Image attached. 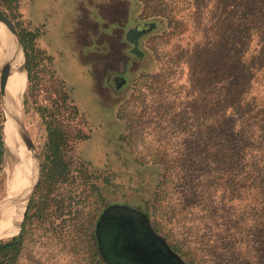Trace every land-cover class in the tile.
Returning <instances> with one entry per match:
<instances>
[{
	"label": "rangeland",
	"instance_id": "obj_1",
	"mask_svg": "<svg viewBox=\"0 0 264 264\" xmlns=\"http://www.w3.org/2000/svg\"><path fill=\"white\" fill-rule=\"evenodd\" d=\"M159 3L160 0H19L17 15L0 6L15 26L18 23V36L22 28L38 34V50L30 51L33 84L28 79L23 46L27 75L23 105L25 123L41 158L38 185L47 139L40 106L60 105L56 115L73 135L87 137L71 140L67 177L47 187L55 188L52 196L57 200L66 194L64 198L68 196L66 203L71 207H66L65 202L64 206L62 202L52 204L45 218L28 220L23 264H97L100 255L91 261L87 240L93 237L95 242L97 217L106 203L114 201L145 207L153 224L160 223V233L169 242L186 247L182 257L188 264H245L243 252L255 240L247 237L245 244L233 245L227 237L232 233L227 225L229 217L235 219L237 214L244 228L250 225L247 197L238 204L229 201L226 220L206 212L200 196L184 204L181 199L188 194L186 183L191 171L177 165L170 168L175 178L169 183L168 194L160 202L154 201L162 174L173 162L171 156L177 159L186 148L179 131L170 128L165 106L172 102L180 108L187 101L186 62L193 48L202 47L204 41L203 26L197 29L187 19L192 8L179 5L164 10L170 16L183 18L181 25L157 15V10L164 8L157 7ZM140 27V34L129 35ZM5 41V54L15 50ZM114 77L120 78L119 86ZM263 88L260 86L255 93L264 95ZM0 110L2 113L1 96ZM5 161L0 186L6 179ZM195 168L192 171L198 177L192 183L203 186L207 172L202 168L194 172ZM34 172L36 177L35 163ZM177 180L179 185L174 188ZM38 185L30 201L40 195ZM29 203L26 216L31 213ZM21 229L22 226L14 234ZM202 236L208 240V250L198 249L203 246L198 242ZM218 240L226 243V248L221 251L222 247H217L223 256L216 259L210 247L216 248ZM259 264H264V259Z\"/></svg>",
	"mask_w": 264,
	"mask_h": 264
},
{
	"label": "trees",
	"instance_id": "obj_2",
	"mask_svg": "<svg viewBox=\"0 0 264 264\" xmlns=\"http://www.w3.org/2000/svg\"><path fill=\"white\" fill-rule=\"evenodd\" d=\"M160 2L157 7L164 8L161 12L157 10L156 14L181 25L184 23L183 18L178 19L173 14L170 16L164 10L179 5L187 10L192 8L187 13V19L195 23L197 29L203 26L204 41L202 47L197 45L193 48V55L186 62L188 84L184 91L189 94L187 101L181 103L180 108L172 102L165 106V112L170 116L169 126L179 131L186 148L177 159L171 156L173 162L162 174L154 201L158 203L168 194L169 183L174 177L170 168L172 170L177 165L184 167L186 172L191 171L186 183L188 194L181 199L184 204H191L196 196H200L203 200L201 206L206 212L218 214L219 219L226 220L229 201L234 200L238 204L247 197L252 222L244 228L239 214L235 219L233 216L229 217L227 226L232 233L227 237L233 245L245 244L247 237L253 238L252 241H255L251 242V248L243 252V260L245 264H259L264 259V95L259 96L255 91L260 86L264 87V0ZM0 6L16 15L19 13V0H0ZM18 33L26 51L28 79L33 84L35 72L30 65V51L38 50V34L23 28ZM59 108L60 105L56 108L39 107L47 130L43 174L37 188L40 195H35L30 201L31 213L26 216L21 231L9 238L0 239V264H23L28 220L45 218L52 204L59 205L62 202L63 205L65 202L66 207H71V203H66L68 196L64 198L66 194L62 201L57 200L55 195L52 196L55 188L48 190L47 187L54 186L60 178L67 177L71 140L87 137L79 133L73 135L56 115ZM5 157L3 118L0 110V175ZM193 166L207 172L202 179L203 186L192 183L198 177L193 174ZM196 168L193 169L194 172ZM178 182L179 180L173 183L174 188H177ZM156 209L158 208L155 205ZM153 226L160 232L158 221ZM93 240V237L87 240L91 261L95 262L97 255H100V260L95 263L106 264L96 246V239V245ZM198 242L203 245L199 250L209 249L205 245L208 242L205 236ZM172 245L181 255L186 253L183 244ZM217 247H222L221 251H224L226 243L218 240L216 248L211 245L210 253L215 258L223 256L221 252H217Z\"/></svg>",
	"mask_w": 264,
	"mask_h": 264
},
{
	"label": "bare ground",
	"instance_id": "obj_3",
	"mask_svg": "<svg viewBox=\"0 0 264 264\" xmlns=\"http://www.w3.org/2000/svg\"><path fill=\"white\" fill-rule=\"evenodd\" d=\"M0 33V61L2 64L6 61L9 63L6 73V99L11 100L16 111V116L6 113L7 121L4 124L7 158L6 179L0 186V238H5L20 229L28 198L38 179L39 168L37 157L26 146L25 135L19 125L20 120L24 119L23 92L27 82L24 52L17 38L12 36L1 20ZM5 39L15 48L6 54L3 51L7 46Z\"/></svg>",
	"mask_w": 264,
	"mask_h": 264
},
{
	"label": "flooded vegetation",
	"instance_id": "obj_4",
	"mask_svg": "<svg viewBox=\"0 0 264 264\" xmlns=\"http://www.w3.org/2000/svg\"><path fill=\"white\" fill-rule=\"evenodd\" d=\"M140 29H132L129 35L140 34ZM114 78L119 86L120 78ZM107 209L111 210L104 215ZM134 210L141 213L137 215ZM94 235L106 264H188L166 236L154 228L149 211L140 205L127 201L106 203L97 217Z\"/></svg>",
	"mask_w": 264,
	"mask_h": 264
},
{
	"label": "water",
	"instance_id": "obj_5",
	"mask_svg": "<svg viewBox=\"0 0 264 264\" xmlns=\"http://www.w3.org/2000/svg\"><path fill=\"white\" fill-rule=\"evenodd\" d=\"M0 20L5 24V26L7 27L8 31L12 34V36H14L15 38H17L19 44L21 45V48L23 49V45L19 39V36L17 34V29H16V26L14 24V22L9 18V16L4 12V10L0 7ZM9 69V63L8 61L4 62L3 64L0 63V96H1V108H2V117H3V128H4V124L5 122L7 121V115L6 113H9L11 115H15L16 116V111H15V108L13 107V104L11 102V100L8 98L6 99V94H7V89H6V73ZM18 115V114H17ZM19 125L25 135V143H26V146L32 150L36 157H37V164H38V168H39V175H38V179L33 187V190L28 198V202H27V206H28V203L38 185V182H39V179H40V176H41V169H42V166H41V158H40V154L36 148V145H35V142H34V139H33V136L31 135V133L29 132V129L25 123V114H24V119L20 120L19 122ZM27 206H26V210H25V213H24V217H23V220L21 222V226H22V223L26 217V214H27ZM123 209H125L126 211L129 210V207L128 206H124L122 207ZM111 209H107L104 213V215L107 213V212H110ZM134 213L135 214H140L141 212H139L138 210H134ZM103 215V216H104ZM16 235V234H14ZM13 235V236H14ZM1 239V238H0Z\"/></svg>",
	"mask_w": 264,
	"mask_h": 264
}]
</instances>
